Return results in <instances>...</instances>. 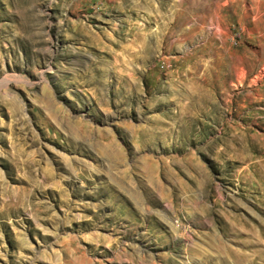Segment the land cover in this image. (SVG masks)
<instances>
[{"label":"rangeland","instance_id":"rangeland-1","mask_svg":"<svg viewBox=\"0 0 264 264\" xmlns=\"http://www.w3.org/2000/svg\"><path fill=\"white\" fill-rule=\"evenodd\" d=\"M0 264H264V0H0Z\"/></svg>","mask_w":264,"mask_h":264},{"label":"bare ground","instance_id":"bare-ground-1","mask_svg":"<svg viewBox=\"0 0 264 264\" xmlns=\"http://www.w3.org/2000/svg\"><path fill=\"white\" fill-rule=\"evenodd\" d=\"M215 22H217V20L215 21ZM217 24V23H216ZM219 25V24H218Z\"/></svg>","mask_w":264,"mask_h":264}]
</instances>
